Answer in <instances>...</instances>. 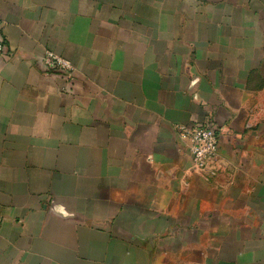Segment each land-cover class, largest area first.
<instances>
[{
    "label": "crops",
    "instance_id": "0c3cea01",
    "mask_svg": "<svg viewBox=\"0 0 264 264\" xmlns=\"http://www.w3.org/2000/svg\"><path fill=\"white\" fill-rule=\"evenodd\" d=\"M0 26V264H264V0H0ZM205 122L208 178L178 133Z\"/></svg>",
    "mask_w": 264,
    "mask_h": 264
},
{
    "label": "built area",
    "instance_id": "2783aa9c",
    "mask_svg": "<svg viewBox=\"0 0 264 264\" xmlns=\"http://www.w3.org/2000/svg\"><path fill=\"white\" fill-rule=\"evenodd\" d=\"M3 44L0 30V54L3 52ZM42 62L46 71H60L67 76H70L73 72V67L68 59L49 49L45 50ZM178 129L181 138L189 141L194 169L203 173L206 178L214 175L219 167L216 128L205 122L194 125H180Z\"/></svg>",
    "mask_w": 264,
    "mask_h": 264
}]
</instances>
